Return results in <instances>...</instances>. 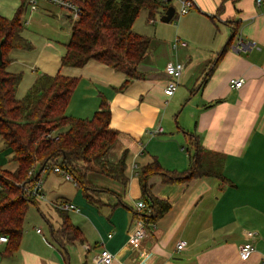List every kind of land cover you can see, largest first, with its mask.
I'll return each mask as SVG.
<instances>
[{
	"label": "crops",
	"instance_id": "0c3cea01",
	"mask_svg": "<svg viewBox=\"0 0 264 264\" xmlns=\"http://www.w3.org/2000/svg\"><path fill=\"white\" fill-rule=\"evenodd\" d=\"M193 1L190 12L177 16L172 32L161 29L151 39L138 67L140 79L122 91L118 89L125 74L98 61L89 60L79 68L61 67L70 36L67 19L46 11L45 3H39L36 11L22 12L21 36L30 48L11 50L6 67L9 73L21 74L16 98H23L39 75L57 73L78 80L68 116L89 119L104 98L111 111L110 127L118 135L103 161L115 164L126 152L127 182L123 185L89 173V182L98 188L97 204H91L72 182L51 170L44 172V194L46 186L59 188L57 195L45 202L52 208L55 201H67L79 209L69 211L68 216L83 242L63 251L49 234L24 229L23 224L19 247L10 258L1 257L6 243L0 244V264H98L95 258L101 241L114 256L111 264L264 262V0L260 4L257 0H228L220 13L221 0ZM18 7V0H3L0 16L11 19ZM226 22L236 24L237 34L221 54L232 30ZM175 38L186 46L175 45ZM239 38L252 46L238 50ZM177 62L183 64V72L173 96L166 97L165 66ZM232 78H242L243 86L231 89ZM159 127L162 132L151 135ZM185 134L197 136L206 151L222 154L221 174L227 181L207 176L164 184L159 176L150 177L153 196L167 201L170 209L145 237L131 242L133 205L142 198L139 171L153 160L167 171L187 170ZM0 165L7 169L2 155ZM65 183L74 188L60 191ZM45 221L54 229L60 225L58 218L55 227ZM248 232L255 234V250L249 258L241 259L238 249L247 241ZM178 242H183V249H176Z\"/></svg>",
	"mask_w": 264,
	"mask_h": 264
},
{
	"label": "trees",
	"instance_id": "16d2710c",
	"mask_svg": "<svg viewBox=\"0 0 264 264\" xmlns=\"http://www.w3.org/2000/svg\"><path fill=\"white\" fill-rule=\"evenodd\" d=\"M18 1L19 7L11 19L0 16V143L1 151L15 165L12 171H4L0 165V236L7 238L1 254L3 258H10L19 247L26 212L30 205L38 202L26 197L21 186L31 180L28 175L31 169L35 180L58 167L63 174L71 176L83 198L91 204H97L98 188L89 182V173L104 175L123 185L127 182L126 152L115 164L103 161L118 135L110 127L111 111L104 98L91 118L68 116L66 111L78 80L59 73L39 75L25 96L16 98L21 74L6 71L9 53L13 49L30 48L21 36L24 0ZM173 1L177 3L176 0H83L82 15L77 20H69L65 15L70 36L60 60L61 67L79 68L89 60L98 61L124 73L125 82L118 90L126 89L131 81L140 79L138 67L151 45L149 37L132 30L137 16L144 11L148 21H154L173 6ZM226 1L221 0L217 13L222 11ZM176 17L175 12L172 20ZM226 23L232 30L221 54L237 34L236 24ZM185 139L189 153L187 170L167 171L153 160L139 171L141 200L147 206L146 213L141 216L148 224H155L170 209L167 201L153 196L148 184L150 177L159 176L164 184L207 176L227 181L221 174L222 154L206 151L193 134H185ZM57 214L60 225L56 229L45 221L51 241L63 251L67 246L82 243L81 232L70 221L68 212L57 210ZM133 217L136 219L138 215L134 213Z\"/></svg>",
	"mask_w": 264,
	"mask_h": 264
},
{
	"label": "built area",
	"instance_id": "2783aa9c",
	"mask_svg": "<svg viewBox=\"0 0 264 264\" xmlns=\"http://www.w3.org/2000/svg\"><path fill=\"white\" fill-rule=\"evenodd\" d=\"M178 9L177 15L183 16L190 12L194 6L195 2L193 0H176ZM82 2L83 0H24V8L30 12L36 11L38 9L39 3L50 4L57 7L59 10L63 11L69 20H77L82 15ZM262 0H257V3L260 4ZM176 12V11H175ZM175 45L186 46V42L182 41L180 38H175ZM252 46L250 43L243 42L242 39H238L235 48L238 50H247ZM183 64L181 63H167L165 66V73L168 77L167 83L163 89V94L166 97H171L175 93L179 79L183 72ZM244 80L242 78H232L229 80V87L233 90H237L243 86ZM162 132V129L159 127L156 131L152 132L151 135L159 134ZM54 173L60 174L63 179L72 181V178L69 174H63L58 167L52 169ZM30 176V181H25L22 183V190L26 197L33 198L37 201L45 202L46 197L43 191V181L41 178L33 180V170L31 169L28 172ZM33 180V181H32ZM2 185L0 183V190ZM51 206L56 211H73L78 212L79 209L72 203L67 201H55L51 203ZM147 206L146 204L139 199L133 205V212L138 215L134 221V231L129 236L131 242H137L141 240L147 234L149 228H153L154 224H148L144 219L143 215L146 213ZM37 233H40V230H37ZM253 232H248L246 234L247 241L239 246L238 255L241 259L249 258L254 252V245L252 239L254 238ZM110 236V235H109ZM108 236V237H109ZM7 238L5 236H0V244L6 243ZM183 242H178L176 244V249H183ZM95 261L98 264H111L114 261V256L111 254L103 245L101 241V250L95 258ZM264 264V262L262 263Z\"/></svg>",
	"mask_w": 264,
	"mask_h": 264
},
{
	"label": "rangeland",
	"instance_id": "374dc122",
	"mask_svg": "<svg viewBox=\"0 0 264 264\" xmlns=\"http://www.w3.org/2000/svg\"><path fill=\"white\" fill-rule=\"evenodd\" d=\"M1 2H3V0H0V3ZM172 5L176 8L175 11L177 13L178 5L174 1L172 2ZM40 8H42V6ZM43 8L48 12L55 13V15H61L64 19H66L65 13L53 5L44 4ZM177 22H178V17L172 20L171 23L169 22L164 23L160 20L159 16H156L154 21H148L146 12L142 11L137 16L133 24L132 30L135 33L147 36L150 39H152L156 35V33H158L161 29H163L167 33L172 32L173 27H175ZM64 31L67 32L66 36L69 35L67 25L64 26ZM180 116H181L180 118L182 119V115ZM1 150H2V144L0 143V155L4 157V161L8 165L7 169L5 167H1V169H3L4 171H12L8 169H13L14 164L10 161V158L6 156L5 153H3ZM50 175H52V173ZM73 188L74 187L71 184L65 183L64 185L61 186L60 191L65 189H73ZM44 189H45V197L47 201H50L52 198L55 197V195H57V191L59 188L56 185L54 189L51 186H46V188ZM50 191H52V193H50ZM43 217L45 219H48L49 222L54 225V227L55 225H57L56 224L57 218L59 219L58 214L56 211H54L53 208L50 207L49 203L38 201L36 205H30L26 212V216L24 220L25 221L24 229H31V228H34V230L41 229V231L43 230V234L48 236L49 226L47 225Z\"/></svg>",
	"mask_w": 264,
	"mask_h": 264
},
{
	"label": "water",
	"instance_id": "95a60500",
	"mask_svg": "<svg viewBox=\"0 0 264 264\" xmlns=\"http://www.w3.org/2000/svg\"><path fill=\"white\" fill-rule=\"evenodd\" d=\"M174 14H175V7L169 6L164 12V14L160 17V20L164 23H168L172 20ZM1 63H2V59H1V50H0V65Z\"/></svg>",
	"mask_w": 264,
	"mask_h": 264
}]
</instances>
